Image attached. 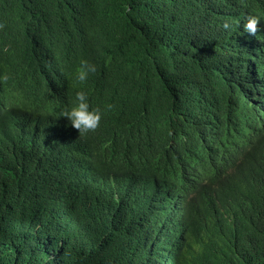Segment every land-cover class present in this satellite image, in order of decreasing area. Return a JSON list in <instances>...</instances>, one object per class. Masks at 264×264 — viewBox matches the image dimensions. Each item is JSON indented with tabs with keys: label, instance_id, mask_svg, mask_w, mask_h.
<instances>
[{
	"label": "trees",
	"instance_id": "16d2710c",
	"mask_svg": "<svg viewBox=\"0 0 264 264\" xmlns=\"http://www.w3.org/2000/svg\"><path fill=\"white\" fill-rule=\"evenodd\" d=\"M250 15L264 0H0V264H264ZM80 90L103 113L82 138Z\"/></svg>",
	"mask_w": 264,
	"mask_h": 264
},
{
	"label": "clouds",
	"instance_id": "9594fccd",
	"mask_svg": "<svg viewBox=\"0 0 264 264\" xmlns=\"http://www.w3.org/2000/svg\"><path fill=\"white\" fill-rule=\"evenodd\" d=\"M262 17L250 15L243 24V29L249 35L255 36L260 30L258 25ZM224 29H229L230 24L225 23ZM97 67L87 59H80L78 67L72 74V78L76 86L84 85L88 81L90 75L95 74ZM8 74H0V83H6L9 80ZM70 107L61 113V117H65L71 126L79 131V138L87 136L89 133L95 132L101 123L103 113L100 108H93L89 102L87 92L76 91L70 100Z\"/></svg>",
	"mask_w": 264,
	"mask_h": 264
}]
</instances>
